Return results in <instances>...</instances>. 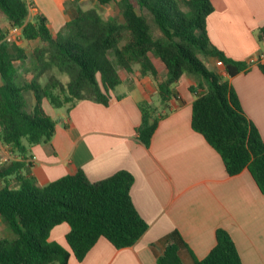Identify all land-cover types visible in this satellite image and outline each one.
<instances>
[{
    "label": "trees",
    "instance_id": "1",
    "mask_svg": "<svg viewBox=\"0 0 264 264\" xmlns=\"http://www.w3.org/2000/svg\"><path fill=\"white\" fill-rule=\"evenodd\" d=\"M96 2L103 8L112 6L115 14L104 18L98 9H83L81 0H71L66 3L71 20L53 36L45 16L29 19L27 0H0L9 26L20 28L24 39L41 42L30 62L24 48L16 41L5 42V34L0 33V141L23 157L0 165L4 182L0 218L6 227L0 237V264H68L72 253L82 261L102 237L120 249L134 245L148 230L134 206L135 179L128 171L97 183L78 171L41 187L28 177L26 155L28 145L49 142L55 134L56 121L45 111L44 101L67 110L82 100L108 105L110 91L121 83L119 68L130 74L136 65L141 77L156 79L152 57L166 70L158 83L161 103L175 96L174 85L183 76L195 77L198 84L190 89L202 93L192 104V129L218 152L229 176L247 170L264 193V140L245 115L233 87L203 60L222 61L230 77L250 67V62L235 61L211 43L207 31V18L214 11L211 1ZM148 15L159 37L154 36ZM259 40L264 41V28ZM260 68L264 72V65ZM47 72L52 74L42 85L39 79ZM56 73L66 74L67 83ZM141 110L139 137L149 145L162 116L148 103ZM62 223L71 228L66 236L70 251L49 241L51 230ZM163 241L166 247L158 264H185L180 249L187 245L181 235L174 231ZM194 264L243 262L231 236L219 229L216 245Z\"/></svg>",
    "mask_w": 264,
    "mask_h": 264
},
{
    "label": "crops",
    "instance_id": "2",
    "mask_svg": "<svg viewBox=\"0 0 264 264\" xmlns=\"http://www.w3.org/2000/svg\"><path fill=\"white\" fill-rule=\"evenodd\" d=\"M69 1L60 0L61 11L49 14L42 0H30L29 18L45 16L56 36L71 20L72 12L66 10ZM210 1L214 11L207 18V31L215 47L235 61L250 62L264 53V41L259 40L264 0ZM152 62L156 79L141 77L138 69L126 78L120 74L121 83L110 91L108 105L82 100L55 114L49 102L43 103L56 121L55 134L49 142L27 146L28 177L43 187L78 171L92 183L128 171L135 179L131 188L134 206L149 226L132 246L118 249L102 237L82 261L72 253L68 264H158L166 247L163 239L174 231L187 245L180 249L183 262L194 264L216 245L219 229L231 236L243 264H264V193L247 170L229 176L218 152L192 129V104L202 91H191L196 86L191 80L184 81L183 76L174 85L175 96L161 103L158 83L166 70L158 59L152 57ZM260 65L264 60L233 77L223 67L219 72L264 140V72ZM145 103L162 116L149 145L141 141L138 131ZM16 156V161L23 160L19 153ZM70 229L67 223L54 227L49 241L70 251L66 241ZM5 233L6 229L2 236Z\"/></svg>",
    "mask_w": 264,
    "mask_h": 264
},
{
    "label": "rangeland",
    "instance_id": "3",
    "mask_svg": "<svg viewBox=\"0 0 264 264\" xmlns=\"http://www.w3.org/2000/svg\"><path fill=\"white\" fill-rule=\"evenodd\" d=\"M28 2L30 0H27ZM42 4L43 6H45L49 12V14H55L57 11L58 13L61 11V2L60 0H42ZM64 4V3H63ZM81 6L83 7V9H90V8H96L99 10V12L103 15L104 18H108L112 15L115 14V10L112 6H107L105 8L100 7L96 0H82L81 1ZM70 8H72L71 6H69V10ZM149 16V22L152 25V31L155 37H159L161 35L160 31L158 30L157 26L153 23L152 21V17L150 15ZM30 20H32L33 18H29ZM34 20V19H33ZM9 26H8V21L5 17V15L0 11V33L5 34V37L9 34ZM55 30H57L58 26L55 23ZM62 29H60L59 31H57V34L61 33ZM17 43L19 46H21L22 48L25 49L26 53L28 54L29 58H30V62L34 60V51L37 47H39L41 45L40 41H28L26 39L23 38V36H21L20 39H17ZM205 64L207 65L208 68L212 69V70H216L219 71V67L216 65V60L215 59H203ZM30 64V63H29ZM16 65L20 68V69H24L23 67H21V63L18 61L16 62ZM28 67V65H27ZM133 72L136 71L138 69V66H134L133 68ZM119 72L122 76V78H126L127 76H130L131 74L126 73L124 70H121L119 68ZM52 74V72H47L45 74H43L41 76V78L39 79V82L42 85H45L46 82L48 81V78L50 77V75ZM58 75V77L61 79V81L63 83H67L68 81V76L66 74H60V73H56ZM188 81L191 80L193 82L194 85L198 84V80L195 77L192 76H188L185 75L184 76V81ZM120 89H122V87L118 88L117 91H120ZM30 102L33 104V97H30ZM51 111H53L55 114H59V113H64L65 110L63 108H53L51 109ZM10 146H7L5 144H3L0 141V159H6L5 163H9L11 161H16V159L18 158V153L14 152ZM15 153H17L15 155ZM2 179L0 178V186L2 185ZM5 225L2 221V219L0 218V236H2V232L5 229Z\"/></svg>",
    "mask_w": 264,
    "mask_h": 264
},
{
    "label": "built area",
    "instance_id": "4",
    "mask_svg": "<svg viewBox=\"0 0 264 264\" xmlns=\"http://www.w3.org/2000/svg\"><path fill=\"white\" fill-rule=\"evenodd\" d=\"M31 8L32 7H31V4H30V10H31ZM21 36H22L21 29L18 28V27H13V28L10 29L9 34L5 37V42H7V43H11L13 41H16L17 42V39H20ZM262 60H264V53H262L259 56L253 58L250 61V64L257 63V62H260ZM216 65L218 67H223L222 61H219V60L216 61ZM5 161H6V159H0V165L4 164ZM33 161H34V157H32L29 160V163H32Z\"/></svg>",
    "mask_w": 264,
    "mask_h": 264
}]
</instances>
